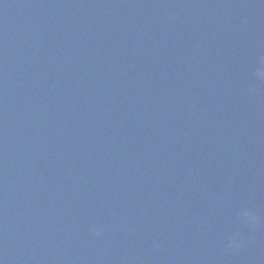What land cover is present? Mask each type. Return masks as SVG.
<instances>
[{
    "label": "water",
    "instance_id": "obj_1",
    "mask_svg": "<svg viewBox=\"0 0 264 264\" xmlns=\"http://www.w3.org/2000/svg\"><path fill=\"white\" fill-rule=\"evenodd\" d=\"M253 53L264 56V0H0V161L18 158V189L37 187L39 204L64 192L57 224L41 206L25 239L12 226L0 264H85L95 237L94 264H264V216L241 215L264 211ZM101 127L111 136L97 141ZM15 193L0 195L1 217L6 199L25 204Z\"/></svg>",
    "mask_w": 264,
    "mask_h": 264
},
{
    "label": "clouds",
    "instance_id": "obj_2",
    "mask_svg": "<svg viewBox=\"0 0 264 264\" xmlns=\"http://www.w3.org/2000/svg\"><path fill=\"white\" fill-rule=\"evenodd\" d=\"M170 18L175 19V16L173 15ZM258 63L260 64L261 67L255 70V76L259 80H264V56L259 57ZM244 215L247 216L248 215L247 212H245ZM93 232H94V235L96 236L101 235V230L99 228H95ZM240 246H241L240 241L235 237L229 241L230 248L237 249Z\"/></svg>",
    "mask_w": 264,
    "mask_h": 264
}]
</instances>
